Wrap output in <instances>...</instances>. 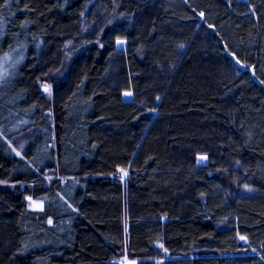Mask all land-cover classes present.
Listing matches in <instances>:
<instances>
[{
    "label": "trees",
    "instance_id": "1",
    "mask_svg": "<svg viewBox=\"0 0 264 264\" xmlns=\"http://www.w3.org/2000/svg\"><path fill=\"white\" fill-rule=\"evenodd\" d=\"M10 56L0 264H264V0H0Z\"/></svg>",
    "mask_w": 264,
    "mask_h": 264
},
{
    "label": "rangeland",
    "instance_id": "2",
    "mask_svg": "<svg viewBox=\"0 0 264 264\" xmlns=\"http://www.w3.org/2000/svg\"><path fill=\"white\" fill-rule=\"evenodd\" d=\"M126 45H127L126 40H118V42H117V46L119 48H125ZM75 54H76L75 51H70V52H68L66 54L61 67L53 74V78L54 79L55 78H57V79L58 78H64L66 76V74L68 73L69 68H70V62H71V60H72V58H73V56ZM11 56L10 57H6V59L3 58L2 59L3 61L1 60L0 66L2 67V69H0V76H2V73H3L4 70L8 69V71H10L13 67H15L17 65V62H14V60H13L14 57H11ZM18 59H21V58L17 56L16 60H18ZM5 61H7V62L5 63ZM54 85H55V83H54L53 79L46 80V81L43 82V87H48L47 92H49L50 94L53 91ZM132 97H133L132 93H130V92L125 93V98L126 99L131 100ZM17 143H18L19 146H21L22 143H23V138H19L17 140ZM17 151H18L19 154H21L22 153L21 147L17 148ZM198 160H199L200 163H203V164L208 162V158L206 156H204V155L198 156ZM120 175H121L120 176L121 180L123 182H125L126 178H127V175H128V170L127 169H122L120 171ZM48 176H52L51 173H49ZM30 207L33 208V209H42L44 207V204H43V201L32 199L30 201ZM241 239H242L243 242L247 243V239L246 238L241 237ZM159 246H162V245L159 244Z\"/></svg>",
    "mask_w": 264,
    "mask_h": 264
},
{
    "label": "built area",
    "instance_id": "3",
    "mask_svg": "<svg viewBox=\"0 0 264 264\" xmlns=\"http://www.w3.org/2000/svg\"><path fill=\"white\" fill-rule=\"evenodd\" d=\"M110 261L113 264H137L136 260H132V259H129L127 257H123L121 259L112 258Z\"/></svg>",
    "mask_w": 264,
    "mask_h": 264
},
{
    "label": "water",
    "instance_id": "4",
    "mask_svg": "<svg viewBox=\"0 0 264 264\" xmlns=\"http://www.w3.org/2000/svg\"><path fill=\"white\" fill-rule=\"evenodd\" d=\"M235 62L236 64L241 67L243 70H246L247 69V66L246 65H243L238 59L235 58ZM252 73H255L254 70H252ZM44 91L47 92L48 90V87H43ZM28 200H32L31 196H28L27 197Z\"/></svg>",
    "mask_w": 264,
    "mask_h": 264
}]
</instances>
